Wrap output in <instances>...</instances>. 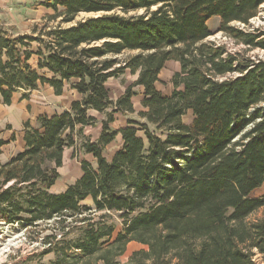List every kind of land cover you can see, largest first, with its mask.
I'll use <instances>...</instances> for the list:
<instances>
[{
  "label": "trees",
  "instance_id": "1",
  "mask_svg": "<svg viewBox=\"0 0 264 264\" xmlns=\"http://www.w3.org/2000/svg\"><path fill=\"white\" fill-rule=\"evenodd\" d=\"M263 4L48 0L44 5L53 13L30 34L0 31L2 104L42 85L60 95L71 83L80 95L69 110L38 116L36 127L23 123V151L0 163L1 221L59 224L62 245L46 250L55 255L49 264L68 261L70 251L82 256L71 255L75 264L83 258L118 264L129 242L146 248L134 251L128 264H264V215L247 221L264 210V192L251 196L264 186V60L206 41L212 35L208 21L218 18L217 32L264 51V25H232H249ZM80 14L89 16L76 20ZM128 52L135 54L122 57ZM170 60L180 68L165 95L155 83ZM126 71L136 80L113 101L106 81ZM136 86L143 90L137 115L144 123L112 130L114 114L134 112ZM90 110L105 114L95 141L82 135L97 122ZM188 112L192 119L184 123ZM118 133L121 147L107 160L105 147ZM4 144L0 139V153ZM77 147L96 166L82 161L81 176L52 192L64 150ZM99 212L117 215L121 229L111 243L114 225ZM68 219L82 226L66 231ZM55 238L49 234L44 241L51 247Z\"/></svg>",
  "mask_w": 264,
  "mask_h": 264
},
{
  "label": "rangeland",
  "instance_id": "2",
  "mask_svg": "<svg viewBox=\"0 0 264 264\" xmlns=\"http://www.w3.org/2000/svg\"><path fill=\"white\" fill-rule=\"evenodd\" d=\"M48 0H44L43 3H45ZM89 15L86 14H80L76 18L77 20H80L82 18H85ZM264 18V4L260 6L258 15L250 20L249 25H240L238 23H233L232 25L239 27L244 30H255L259 27H262L264 25L262 19ZM219 20L218 18H212L208 21L207 26L209 30L212 32V35H210L206 41L213 42L216 45L223 46L225 50L228 53H239L240 55L249 56L251 58H254L255 60H264V51L259 49H252L249 50L247 47L236 44L233 40L223 35L221 32H217ZM34 24L31 23L27 27H21L18 30V33L22 32L25 34H29L30 28ZM40 25V24H39ZM56 23H51V26H55ZM6 29H12V26H6ZM25 28L28 29V33L25 32ZM42 27H40L41 29ZM24 29V30H23ZM12 31V30H10ZM14 31V30H13ZM34 49V48H33ZM135 52H128L124 54L122 57H126L127 55H133ZM35 60L36 58L33 57L31 60V64L35 66ZM173 65V66H172ZM168 67L164 66L161 72V79L160 82L157 85V88L164 93H167L171 90V84L169 82V79L171 77V73L174 71V64L170 63L167 65ZM135 76L131 75L129 72H125L124 75L120 76L117 79H113V81L110 83L111 87H113V82L115 84H119L120 86H124L126 83L131 84L133 82V78ZM69 85V84H67ZM65 86V90L69 91V87ZM129 86V85H128ZM46 88L41 87L39 89V92H42V89L48 90L49 87L45 86ZM112 89V88H111ZM118 92V90H112V97L115 96V94ZM24 92H18L15 95V99L20 100V96L23 95ZM262 110V113H264V103L260 104L259 106ZM130 118L134 119V121H137L138 123H142L144 120L142 118H139L137 113L130 116ZM192 119V115L190 112H188L185 116H183L182 121L184 123H189ZM138 128V127H137ZM139 135H142L139 133ZM235 140V139H234ZM113 148H119L118 143H113L111 146H109L106 150H104V155L108 156L110 155V152ZM82 161H86L89 165H91V158L83 153L79 148L77 147L74 149H69L65 152L64 158H63V164L60 171V177L58 181L56 182L55 186L51 190L52 192L61 191L65 186L75 181V179L78 177L81 171V163ZM264 192V186L261 187L258 190H255L251 196L259 197ZM86 203H90V201H87ZM105 212H99L95 213L97 215L103 214ZM107 215V220L114 225V231L112 233V236L110 238V243L112 240H114L120 231L121 227L119 224V221L117 220V215L112 213H105ZM264 215V210L260 209L254 213H252L250 216H248L247 221L248 222H254L260 218H262ZM55 220V219H54ZM82 223L79 221L73 222V220L68 219L65 223L62 224V226H66L64 229L70 230L75 229L76 227H80ZM57 225V226H56ZM57 227H60L59 224H56L55 221H48L46 223H37L27 226H21V224L18 223H12V224H6L1 221L0 219V264H49L51 261L55 259L54 252H46L47 249L53 248L56 249L62 244V240L60 239L59 235H57L59 232L56 229ZM52 229V230H51ZM53 234L56 235V238L51 241V247L49 244L44 241V238L49 235ZM72 234L75 236V232H72ZM73 235L69 237H74ZM69 238H66L65 241H67ZM58 241V242H57ZM53 243H57L56 245ZM120 247V245H118ZM117 246V247H118ZM145 246L137 243V242H129L125 244L124 252L119 257L116 258V261L118 264H128L129 256L136 250L144 249ZM113 250V249H112ZM114 251H117V248L114 249ZM80 257L82 256L78 253H74V251H70L68 253V261H64L63 264H75L72 261V257ZM255 260L259 261V255L256 253ZM78 264H102L101 261H98L95 258H91L86 260V258H83L79 260Z\"/></svg>",
  "mask_w": 264,
  "mask_h": 264
},
{
  "label": "crops",
  "instance_id": "3",
  "mask_svg": "<svg viewBox=\"0 0 264 264\" xmlns=\"http://www.w3.org/2000/svg\"><path fill=\"white\" fill-rule=\"evenodd\" d=\"M43 2L44 0H0V31L12 37L18 35H24L25 33L23 34L22 32L18 33V30L21 27H27L29 26V24L33 23L34 25L30 28V32H29L30 34L32 29L36 25H39L42 21H44V18L46 16L53 13V11L50 8L46 7V5H44ZM6 26H12V29H10L12 31L6 29L5 28ZM25 32L28 33L27 28H25ZM169 62L174 64L173 67L174 71L171 73V77H172V75L175 72L179 71L180 67L178 62L170 60L165 63L166 68L168 67L167 65L169 64ZM161 72L162 70L160 71V74L158 76L159 79H161L160 77ZM133 75L135 76L133 78V82H134L136 80L137 75L136 74ZM171 77L169 79V82L171 80ZM113 79H117V78L108 79L105 85L109 91L110 98L114 101L125 92V89L130 84L127 85L126 83L124 86H120L118 83L115 84L113 82L112 83L113 87H111L110 83L113 81ZM158 83L159 82L155 83V88L156 90L160 91L157 88ZM66 85L68 87L70 86L69 91L65 90ZM43 86L44 88H46L45 86L48 85H42L39 86L36 90H32L30 92H24L26 93V97L22 98V96H20L19 97L20 100L15 99V95L18 93L16 92L15 94H13L11 98V102L8 105L2 104L0 102V139H2L5 142V144L2 146V152L0 153L1 164L6 163L15 154L23 151L25 146L23 140L24 122L27 121L32 127H36L38 116L40 115L52 116L54 114L62 113L63 111L69 110L71 102L80 100V95L74 89H72L71 83L64 84L63 91L60 95H55L54 90L50 86H48L49 87L48 90L42 89V92H39V89ZM112 90H116V91L118 90V92L115 94L114 97L111 96ZM133 91H135L136 93V95L133 96L131 99L134 112L130 114H121V113L114 114V120L110 124V128L112 130L118 131L121 128L126 127L130 121H134V119L130 118V116L142 110V107L140 105V102L142 100V91H143L142 87L136 86L133 88ZM170 91L167 93L161 91L160 92L165 95H168ZM89 115L96 119L97 121L96 125L94 127L85 126L84 128H82V135L88 137L90 141H95L98 138L99 133L101 131L102 120L104 119L105 114L103 112H96L94 110H90ZM142 123H144V121ZM113 143H118L119 148L121 147L122 139L119 133L115 136V139L112 142L106 145L105 150ZM119 148H113L112 151L110 152L109 157L105 155L104 157L107 160H110L112 155ZM69 149L71 148H67L64 150L63 158L65 152ZM86 155H88L91 158L90 166L95 167L96 162L93 159V157L89 154ZM62 164H63V159H62ZM61 167L58 169L59 174H60L59 170L61 169ZM81 174L82 172L80 171V174L76 179H78L81 176ZM65 188L66 186L61 191H63ZM61 191H57L54 193H60Z\"/></svg>",
  "mask_w": 264,
  "mask_h": 264
},
{
  "label": "water",
  "instance_id": "4",
  "mask_svg": "<svg viewBox=\"0 0 264 264\" xmlns=\"http://www.w3.org/2000/svg\"><path fill=\"white\" fill-rule=\"evenodd\" d=\"M76 20H77V18H76Z\"/></svg>",
  "mask_w": 264,
  "mask_h": 264
}]
</instances>
